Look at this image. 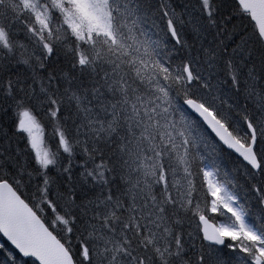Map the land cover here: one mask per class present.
Here are the masks:
<instances>
[{
	"label": "snow or ice",
	"instance_id": "obj_1",
	"mask_svg": "<svg viewBox=\"0 0 264 264\" xmlns=\"http://www.w3.org/2000/svg\"><path fill=\"white\" fill-rule=\"evenodd\" d=\"M0 264H264V0H0Z\"/></svg>",
	"mask_w": 264,
	"mask_h": 264
}]
</instances>
